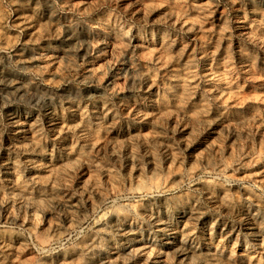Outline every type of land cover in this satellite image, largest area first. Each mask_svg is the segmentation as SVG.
Returning a JSON list of instances; mask_svg holds the SVG:
<instances>
[{"label": "rangeland", "instance_id": "obj_1", "mask_svg": "<svg viewBox=\"0 0 264 264\" xmlns=\"http://www.w3.org/2000/svg\"><path fill=\"white\" fill-rule=\"evenodd\" d=\"M76 108L94 133L66 134L87 157L62 191L83 206L82 221L62 218L56 231L39 218L45 253L72 248L116 198L135 203L131 190L152 174H177L179 191L198 200L200 227L214 219L233 231V264H264L238 210L258 204L264 228V0H0V168L11 116L44 124ZM45 134L56 145L65 136ZM203 180L222 185L231 205L194 188ZM0 229L27 242L23 264L35 259L31 230L19 221Z\"/></svg>", "mask_w": 264, "mask_h": 264}, {"label": "bare ground", "instance_id": "obj_2", "mask_svg": "<svg viewBox=\"0 0 264 264\" xmlns=\"http://www.w3.org/2000/svg\"><path fill=\"white\" fill-rule=\"evenodd\" d=\"M47 114L44 124L31 115L10 117L12 130L5 142L7 153L0 168V221H19L39 242L38 249L30 252L32 260L35 259L27 264H233L236 243L229 247L233 231L226 227L219 230L221 225L214 219L200 227L198 200L179 191L181 177L177 174L166 179L152 174L131 190L138 195L135 203L126 202L122 196L116 198L90 230L78 236L72 248L45 253L48 237L39 218L56 231L62 218L68 227L82 221L83 206L67 198L62 188L72 166L84 162L87 156L72 145L66 134L77 130L84 138L94 133L79 108L69 116ZM100 116L105 119L107 114L102 111ZM73 117H78V122ZM46 129L56 137L63 132L65 136L58 145L50 144ZM125 137L131 140L133 135ZM86 142L90 148L98 143L94 138ZM261 185L264 187L263 179ZM95 186L92 182L90 189L97 193ZM194 188L202 190L215 204L231 205L222 185L203 180L195 183ZM162 193L171 194V201L161 197ZM247 198L254 199L250 194ZM257 206L246 202L238 210L251 219L247 227L249 235L264 250V228L259 225ZM137 216L145 220L140 221ZM198 228L203 229L201 235ZM254 243L240 244V256L245 261L253 258ZM25 249L29 248L23 237L0 229V264L5 258H11L12 264H23L21 256Z\"/></svg>", "mask_w": 264, "mask_h": 264}]
</instances>
